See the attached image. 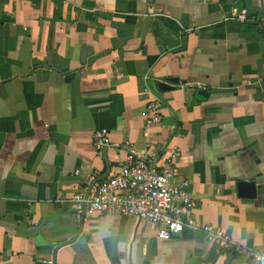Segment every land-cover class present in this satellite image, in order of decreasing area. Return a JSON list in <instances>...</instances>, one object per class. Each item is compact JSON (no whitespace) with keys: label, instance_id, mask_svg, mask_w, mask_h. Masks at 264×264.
<instances>
[{"label":"crops","instance_id":"1","mask_svg":"<svg viewBox=\"0 0 264 264\" xmlns=\"http://www.w3.org/2000/svg\"><path fill=\"white\" fill-rule=\"evenodd\" d=\"M263 16L264 0H0V264H258L243 250L264 252ZM170 146L190 216L239 250L68 202Z\"/></svg>","mask_w":264,"mask_h":264},{"label":"built area","instance_id":"2","mask_svg":"<svg viewBox=\"0 0 264 264\" xmlns=\"http://www.w3.org/2000/svg\"><path fill=\"white\" fill-rule=\"evenodd\" d=\"M244 15L243 8L235 13L237 19H243ZM140 113L145 125L159 122L158 101L150 99ZM91 142L94 148L101 149L109 143L108 131L94 129ZM178 154V149L170 146L164 149L160 163L137 159L119 164L112 173L91 186L87 182L84 190L75 192L68 202L77 214L107 213L148 220L155 225L156 235L161 238H169L188 227L200 231L204 240L218 250H239L228 231L210 223L198 224L190 216L194 201L188 181L173 182L178 175L175 163ZM243 252L249 259L264 264V252L254 248H246Z\"/></svg>","mask_w":264,"mask_h":264},{"label":"water","instance_id":"3","mask_svg":"<svg viewBox=\"0 0 264 264\" xmlns=\"http://www.w3.org/2000/svg\"><path fill=\"white\" fill-rule=\"evenodd\" d=\"M149 2L151 0H148ZM172 81H175V79H171ZM157 86L159 88H164V86L166 85H163L162 83L158 82L157 83ZM197 96L199 98H201L202 96H204L206 94V91L203 90V89H198L197 92H196ZM97 180L99 179H95L94 181H92V183L90 184V186L96 182ZM236 186H237V189L239 191V194L242 195V196H246V197H251L253 196L254 194V187H253V183L251 181H245V180H240L236 183ZM54 263V258L52 257L51 259V264Z\"/></svg>","mask_w":264,"mask_h":264}]
</instances>
